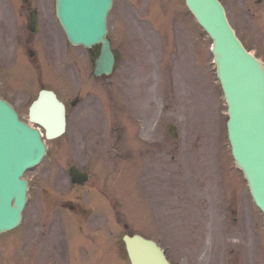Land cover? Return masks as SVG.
<instances>
[{
  "label": "rangeland",
  "instance_id": "rangeland-1",
  "mask_svg": "<svg viewBox=\"0 0 264 264\" xmlns=\"http://www.w3.org/2000/svg\"><path fill=\"white\" fill-rule=\"evenodd\" d=\"M223 1L248 47L264 59V22L260 16L264 3L259 0ZM155 19L154 26L152 22ZM109 21V36L113 44L121 48L122 58H134L133 51L137 46L144 49L148 58L149 45L154 48L171 45L172 60H166L164 90H158L155 83L150 89L155 95L154 121L159 123L157 119H163L153 132L156 150L150 170L141 168V173H150L148 176H152L154 181L150 186L140 183L148 188L136 193L131 186L135 174L131 156L124 164L120 159L111 161L110 157L114 158L113 147L117 143V134L113 129L117 121L116 114L108 111L105 147L100 150L102 158L109 152L108 160L103 163L105 169L100 171L96 168L94 171V188L90 183L73 189L68 174L72 163L95 170V162L87 156L88 153L93 155L91 141L88 144L81 140L78 142V157H74L69 143L70 131L74 134V128H77L80 115L84 112L80 108L77 120L69 125V131L58 139L48 140L49 149L43 162L25 175L30 182L29 202L23 223L10 234L27 238L13 243V257L22 256V253L36 257L41 241L46 244L56 241L59 244L58 232L65 236L70 230L65 227V231L60 222L56 224L67 217L57 205L65 200L77 201L79 195L82 201L94 198L105 204L93 205L88 223L92 238L100 239L98 241L102 239L100 235L108 239L111 235L114 236L111 238L122 235L126 232L124 224L127 223L130 232H141L159 241L175 264H231L232 256L233 264H244L242 259L246 262V258L249 264H254L256 243H261L264 249L263 218L254 205L242 171L236 167L231 155L226 128L227 104L212 61L211 38L198 26L184 0H116ZM167 23L169 29L164 25ZM5 53V49L0 47V93L11 99L22 116L27 117L39 85L36 78H31L32 73H26L27 68L21 74L20 70L11 66ZM184 67L188 68L187 74L183 71ZM147 68V62L140 67L145 73V81L142 82L145 85L157 80L156 76H150L152 81L148 78L150 69ZM34 71L38 73L37 69ZM16 78L22 80L21 83ZM80 84L81 81L76 79L77 90ZM58 91L67 96V87L62 86ZM90 100L93 103L94 97ZM169 124L176 126L177 137L169 133L166 126ZM126 129L128 142L132 145L136 139V127L129 124ZM141 131L142 136L147 137V129ZM127 166L129 180L118 179ZM167 180L169 187L165 184ZM43 192H50L46 194L48 200L57 204L47 211L42 209ZM109 202L110 205L107 204ZM229 207L236 211L234 221L230 220L232 214L228 212ZM227 213L229 219L224 222ZM102 218L113 220L106 222ZM74 233L78 234L77 231ZM252 233L257 237H252ZM241 235L245 236L242 239L246 243L250 239L251 245L237 246L234 254L231 246L237 244ZM5 236L2 235L0 240ZM113 243V251L117 249V254L112 251L114 256L110 258L98 247H91L87 256L91 257V264H129L121 259L124 256L116 246L117 241ZM48 249L55 251L52 247ZM53 256L59 258L62 254L57 251ZM257 264H264V254L258 258Z\"/></svg>",
  "mask_w": 264,
  "mask_h": 264
},
{
  "label": "flooded vegetation",
  "instance_id": "flooded-vegetation-1",
  "mask_svg": "<svg viewBox=\"0 0 264 264\" xmlns=\"http://www.w3.org/2000/svg\"><path fill=\"white\" fill-rule=\"evenodd\" d=\"M259 1L264 3V0ZM260 12L264 22V8ZM164 25L168 27V23ZM60 31L61 27L55 12V0H0V45H4L9 51L13 49L14 59L20 65L25 63L27 69H37L38 73H35V78L39 85L38 92L43 88L53 89L57 92V89L62 86L67 87L69 97L67 96L66 104L69 123L71 121L75 123L80 108L84 110L83 115H80L77 128H74V134L70 132L73 150L78 151L80 140L87 144L92 141L93 146L90 147L92 151L98 152L102 146L105 147L104 130L107 125V112L116 114L117 124L113 129L117 134V143L113 148L117 157L127 159L131 156L132 169L135 172L134 188L140 187V183L150 186L154 178L148 176L150 173H141V168L150 170L156 150L153 132L158 129L157 123L154 121L153 96L155 98V95L150 92L153 83L157 88V82H153L150 76H156L160 70H167L166 60H172L170 57L172 55L171 45H161V47L155 48L149 45L150 57L148 58L145 57L144 49L137 46L133 51L134 58L132 59L122 58L121 48L113 45L116 56L114 72L111 75L104 74L99 77L94 74V60L100 52V47L85 49L84 53L80 55L82 65L79 69V75L84 79V82H81L77 90L75 85L76 57L74 52H66L62 49L63 41ZM144 62H147V69H150L148 70L150 73L148 72L147 75L152 81L147 85L142 84L145 81V73L142 72L143 69H140ZM17 81L21 83L20 80ZM92 93L95 94L93 103L90 100ZM19 111L21 112L20 109ZM129 124L134 125L137 130L135 132L136 139L132 145L127 139L129 134L126 128ZM160 125L161 123H159ZM166 126L171 134L172 125ZM95 129L97 131H94ZM145 129H147V137L142 136L141 130ZM93 205L105 206L99 199L95 201L94 198L77 203L76 207L70 205L69 207L76 213L81 208L84 210L85 218L76 221L80 233L75 234V224L69 223L68 227L72 233L65 240L58 241L59 244L56 241H52L50 244L43 242L39 255L31 260L34 259L37 264H91V257H87L91 247H98V250L110 258L114 256L112 254L113 248H115L113 242L117 241L116 246L124 256V259L122 257L121 259L127 263L129 258L123 240L124 234L117 235L116 238H111L114 237L111 235L109 239L100 235L101 241L95 237L92 238L88 223ZM111 220L113 219L102 218V221L106 222ZM124 225L127 226L126 223ZM1 247L3 251L0 252V264L28 263L26 254L13 257V245L10 237L0 240V249ZM49 247L54 248L55 251L48 249ZM56 250L62 254V257L55 258L53 256L55 252L57 254ZM96 252L97 250L95 254ZM113 252L117 254V249Z\"/></svg>",
  "mask_w": 264,
  "mask_h": 264
},
{
  "label": "water",
  "instance_id": "water-1",
  "mask_svg": "<svg viewBox=\"0 0 264 264\" xmlns=\"http://www.w3.org/2000/svg\"><path fill=\"white\" fill-rule=\"evenodd\" d=\"M186 1L214 40L217 73L229 105L233 155L264 212V65L243 47L219 0ZM111 5L112 0H57L59 18L72 42L88 46L102 43L97 73H109L114 62L106 38ZM40 112L43 114L38 115ZM64 112V104L56 95L43 91L31 108V118L45 123L47 137L52 138L65 130ZM45 151L39 130L21 121L11 104L0 98V232L20 223L28 189L22 175L41 160ZM71 173L74 181L87 179L76 168ZM125 239L133 264H170L154 242L141 236Z\"/></svg>",
  "mask_w": 264,
  "mask_h": 264
}]
</instances>
